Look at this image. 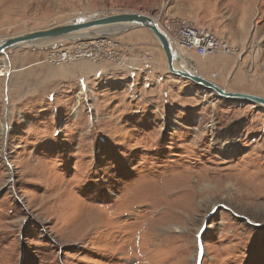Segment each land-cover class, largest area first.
Listing matches in <instances>:
<instances>
[{
  "label": "rangeland",
  "instance_id": "374dc122",
  "mask_svg": "<svg viewBox=\"0 0 264 264\" xmlns=\"http://www.w3.org/2000/svg\"><path fill=\"white\" fill-rule=\"evenodd\" d=\"M100 12L242 38L233 54L184 55L228 90L264 95V0H0V38ZM147 31L0 54V264H264V106L171 74L165 59L128 71L135 40L165 55ZM103 38L121 43L123 62L74 60L87 64L73 85L54 82L66 69L16 70L22 52L66 67L47 48Z\"/></svg>",
  "mask_w": 264,
  "mask_h": 264
},
{
  "label": "water",
  "instance_id": "95a60500",
  "mask_svg": "<svg viewBox=\"0 0 264 264\" xmlns=\"http://www.w3.org/2000/svg\"><path fill=\"white\" fill-rule=\"evenodd\" d=\"M132 28H147L151 31L165 52L168 69L171 74L189 79L232 102L241 101L264 106V95L228 90L218 82L202 75L191 59L188 60V67L182 65L185 62L183 55L179 53L178 48L164 27L154 17L138 12H100L89 16H79L74 21L56 24L46 29L23 33L13 37L0 38V54L16 47L34 45L50 40L65 41L75 39L85 40L93 37H111L121 31L123 32ZM178 65H181V68Z\"/></svg>",
  "mask_w": 264,
  "mask_h": 264
},
{
  "label": "built area",
  "instance_id": "2783aa9c",
  "mask_svg": "<svg viewBox=\"0 0 264 264\" xmlns=\"http://www.w3.org/2000/svg\"><path fill=\"white\" fill-rule=\"evenodd\" d=\"M165 28L170 33L171 38L178 48L185 49V53H196L199 56H213L222 51L233 54L236 48L229 42L219 38L213 31L195 22L183 18H168ZM84 44L79 42L78 45ZM121 43L113 41L111 38H103L102 43L95 48H80L79 51L72 52L68 49L60 51H50V59L55 63L71 62L81 58H88L94 61H100L104 58L117 60L120 62ZM52 48V47H51Z\"/></svg>",
  "mask_w": 264,
  "mask_h": 264
},
{
  "label": "crops",
  "instance_id": "0c3cea01",
  "mask_svg": "<svg viewBox=\"0 0 264 264\" xmlns=\"http://www.w3.org/2000/svg\"><path fill=\"white\" fill-rule=\"evenodd\" d=\"M134 30H149L147 28H139V29H134ZM147 31V36H151V32ZM135 33H130L125 35L126 37H120L121 41H124L123 43H131L133 42V39H135ZM230 39L232 40H228L226 39L228 42L230 41L232 43V45H237V42H243L242 38H232L231 35H229ZM223 39V38H222ZM136 43H134V47L135 48V52L133 54H137L134 55L135 57H130L128 58L129 61L127 64H125L126 69L129 71L135 70L136 72H141L142 70H145L146 68H144V65L147 62H150L153 60V62H155V65L153 66V69H157L158 67L161 68L162 67V62H164V59L167 60L166 56L163 55V53H161L160 49L158 48L157 45H153L152 42L148 43H138L137 40H135ZM144 48V49H143ZM146 49V50H145ZM150 54H148V52ZM149 55V56H147ZM43 53H41V51H25L22 52L21 54L17 55L16 59H15V65H16V70H22L25 73L28 72L29 74H31L32 76L35 75H42L46 72H49L50 70L52 71H60L61 73H64L63 69H66L68 72L64 74V77L62 78H53L54 82L56 83H60L63 84L65 83V85L67 84H74L76 83L80 77H82L84 73L82 70H80L79 68H83L86 66L87 62L86 61H73L71 64L72 65H66V67L63 65V67L59 66V65H52L51 63H47L46 61L43 60ZM148 57V58H146ZM85 60V59H84ZM58 66V67H57ZM146 71V70H145ZM148 72V71H147ZM150 74L152 71H149ZM76 75V76H74ZM49 79L47 78V81ZM76 81V82H74ZM52 82V81H50ZM39 99V98H37Z\"/></svg>",
  "mask_w": 264,
  "mask_h": 264
},
{
  "label": "bare ground",
  "instance_id": "6f19581e",
  "mask_svg": "<svg viewBox=\"0 0 264 264\" xmlns=\"http://www.w3.org/2000/svg\"><path fill=\"white\" fill-rule=\"evenodd\" d=\"M105 13H107V12H105ZM164 29L166 30V32L168 33V35L171 37V35H170V33L167 31V29L165 28V26H164ZM150 31V30H149ZM151 32V31H150ZM50 41H53V40H50ZM49 42V41H48ZM174 44H175V42H174ZM176 45V47L178 48V46H177V44H175ZM178 50H179V53L181 54V55H183V59H184V64L182 63V65H184V66H187L188 67V60H190V58L189 57H187V56H185L184 55V53H185V49H179L178 48ZM165 53V52H164ZM166 56V55H165ZM181 65H178V67H180ZM181 68V67H180ZM6 71H7V67H5V68H3V67H0V76H2V75H4V73H6Z\"/></svg>",
  "mask_w": 264,
  "mask_h": 264
}]
</instances>
